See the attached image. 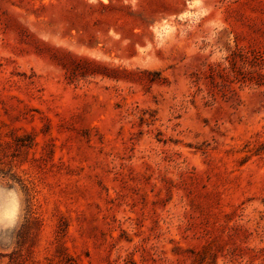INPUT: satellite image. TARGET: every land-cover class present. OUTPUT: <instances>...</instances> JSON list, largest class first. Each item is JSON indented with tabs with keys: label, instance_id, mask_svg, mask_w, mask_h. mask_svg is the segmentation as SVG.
I'll return each mask as SVG.
<instances>
[{
	"label": "rangeland",
	"instance_id": "obj_1",
	"mask_svg": "<svg viewBox=\"0 0 264 264\" xmlns=\"http://www.w3.org/2000/svg\"><path fill=\"white\" fill-rule=\"evenodd\" d=\"M0 264H264V0H0Z\"/></svg>",
	"mask_w": 264,
	"mask_h": 264
}]
</instances>
